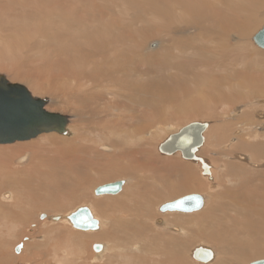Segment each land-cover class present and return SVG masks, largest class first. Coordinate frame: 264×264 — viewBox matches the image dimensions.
<instances>
[{
    "label": "bare ground",
    "instance_id": "bare-ground-1",
    "mask_svg": "<svg viewBox=\"0 0 264 264\" xmlns=\"http://www.w3.org/2000/svg\"><path fill=\"white\" fill-rule=\"evenodd\" d=\"M54 1L55 4L60 5L59 0ZM161 3L163 4V2ZM180 3L181 7H177L178 5L180 6ZM180 3L178 0H167L164 2V8L160 7L159 5L155 6L159 10L158 18L163 23L162 37L165 36V38L160 39L159 41H153L147 44L143 42L144 37H133L131 39L130 36L126 37L125 39H121L120 41L111 35L110 29L107 26L100 23L101 27L98 33L91 34V32L88 31V34H90L82 37H90V41L84 45L85 49L82 48L81 56L75 57L74 61H70L69 59L73 58H69L68 56L64 55L66 49L63 48L66 46V44L61 48L58 47V45H53L51 50H43V43L41 44V42L38 40L34 42V47H31L30 45L31 49L29 50L30 53L32 50V54H26L15 60L19 63V65H22L24 63L29 64V60L33 57H38V60L40 59L44 62L46 61L47 64L49 61H54L57 59L54 63L56 65V71L52 73V78H54L52 79L53 82L59 81V79H62V76H66L67 74L69 75L67 78L72 79L74 82L71 83V85L67 84L66 89L64 87V94L61 90L60 93L58 92L59 94H56L57 89L56 91L54 90L56 93L53 92L54 96L51 95L54 98L52 100L50 99L51 104L48 105L47 103L45 110L51 112L49 110L50 108L47 109V106H58V101L61 103L60 100H65L68 103L66 106L71 108L72 113L76 118L75 120H72L83 121L84 127L82 130L85 136L81 140L74 138V140L72 139V141L69 142L62 139V145L60 147H56V145H54L55 148L53 146L51 148L49 147V150L47 151L44 150L45 148L42 149L39 147L42 149V154L40 155H37L34 150L39 144H34V146L33 144H29L27 146L19 145L12 150H0V179L2 180L1 184L3 186L9 188H15L19 185L30 186V182L36 181V177L44 174V168H42V166L46 168L48 171L47 175L49 178L51 177V179L53 178L50 176L51 172L56 175L54 170L62 174V177H59L60 180L57 184L59 188H61L62 184L65 183L64 180L61 182L64 172L74 173L77 172L78 169L85 170L88 168V166H94V171H100L101 173L102 170L103 174L112 173V176H117L118 174L120 176L125 175L127 179L122 180L124 182L123 188L125 187V184L128 185L129 183H135L136 189H138V191L142 188L141 186H144L147 190V194H149L150 197L152 195L160 197L158 196L160 194L157 195L158 188H162L163 192L166 189L165 191L167 193L169 190V186L167 185L171 184L172 181L170 180L172 178L180 180L178 187L179 190H193L199 192H205L206 190L211 189L214 187V184H217L219 187L226 186L232 188L235 186L237 181H240L239 183H245L248 185L247 189L243 192L235 191L231 193L233 197L232 199L241 200L235 202L233 201L232 203H221L218 202L215 197H213L211 206L209 208L206 206L208 209L200 216H193L189 218H178L174 216L169 221L170 226L166 222L164 223V221L158 220L157 222L159 224L165 226V230H175L176 234L172 232L163 234L158 228L156 230L155 237L151 236L155 238L154 242L156 246H154V248L148 247L146 245L145 241H148L147 235H145L146 230L144 232L143 230L145 228L142 229V227H144L143 219L149 218L147 209L148 206L146 204V212H144L145 210L136 211L133 208L134 201L131 202L130 200L134 197V195L136 196L134 197L136 200V198L140 196V193H132L131 190L130 194L127 195L128 197L126 202L125 200L121 199L109 200L110 202L107 203L99 202V205L116 207L118 205L117 203L122 201L124 206L127 205L130 207V209L132 208L134 210L130 213L124 210V212L128 214L127 217H119L118 219L120 220H105V223H100V221L94 217L99 223L97 231L100 227H102L100 234L90 236L84 233H70L67 230L61 231L58 230V226H45V231L43 232L44 237H46V234L49 232L52 233L54 231H59L68 238H72V236H74L80 239L79 236H81L91 241L104 240L106 243L100 244L102 245V250H100L101 252L98 251L99 253L97 252V255L93 256V262L95 264H99V261L102 259V255L105 251L109 254V257L107 260H105L104 264H109L111 260L116 262L121 258H131L132 260L137 261L139 264H188L183 259L184 257L187 258L188 256L189 248L191 246L189 245V242L196 239V230L200 238H202L205 243L214 242L220 246V248L222 247L224 257H220V259H218L214 264H239L238 260L230 262L229 259L230 255L228 248L234 246H236L239 250L238 257H240V259L248 257L247 253H249L251 250L249 243L251 239L245 240V238L248 237V234L251 235L254 230H256L254 229L256 227H258L259 230L255 232L259 233V235L256 238L258 241L254 243L264 242L262 234V228L264 227V217H260L261 215L264 216V206L262 205V197L260 198L257 192V184L264 185V180L258 178L260 176L259 172L254 173L248 171L242 166H239L240 164L233 166V164L231 165L225 163L231 165V167H227L221 162L222 160L220 161V157L213 161L214 166L211 170L209 166L211 163L209 162V164H207V162L203 160L204 162H200L202 164L201 166L203 170L202 175L211 177V171L213 173L212 178H214V183L209 185L204 180L197 177L199 166H195L190 162H183L177 157H174L173 159L171 158V160H166L168 159L167 155H164L160 150V147L163 145V143L160 145L157 144L159 145L157 146L158 149L155 145L158 142L157 138L161 135V133H163L165 128L171 129L170 124L173 122L178 123L182 120L184 121V119L198 120V118H202L204 120L216 118L215 120H220L222 124L215 126V129L210 132V141L207 145H210L213 148L217 147V142H215V139H219V143L226 142L228 138V132H230L234 127L238 126V128L241 129L237 130V128L233 133L234 137L236 136L237 138L228 140L226 145L220 148L223 150V152L230 151L226 159H230L229 161L233 160V158L239 159L248 162V164L250 163L254 168L264 167V164H253L254 158L257 159L264 156V135L262 131V129H264V50L262 51L255 47L252 48V43L250 41L252 32L257 27H259V24L261 23L260 10L264 4V0H181ZM172 4L174 7L171 6ZM176 7L178 8L177 15L174 14V9ZM50 11L48 12L50 13ZM196 11H202L201 14L205 13V15H196ZM152 13L155 14L156 12L153 11ZM51 15L52 22L49 23L51 29L50 37L46 38V36H43V39L55 40L60 45V40L63 36H61L57 30L59 27L56 26V21H53L54 15ZM164 16H167L170 21H165L163 18ZM177 17L180 18L181 21ZM138 19L139 21H143L142 25L150 26V23L147 22L149 19ZM131 22L134 23L133 21ZM51 24L56 29H53ZM80 25L81 24L74 23V21L72 24L70 21V24L68 23L66 25L67 28L64 29H76L80 27ZM117 30H119V28ZM260 31H258L252 37V40L257 46L258 44L256 43L255 38ZM139 32L142 31L139 29ZM156 34L157 33L155 32L154 35ZM65 36L68 37L69 41L70 36ZM206 38L210 40V43H212V48L215 50L211 54L209 53L211 58H213V63L224 68L225 71L224 73L220 72L219 75L218 73L216 75L214 73L209 75L203 71L204 69H202L200 72H202V75L204 73V76L199 77L195 76V73H189L187 67L191 65L189 59L194 56L192 50L201 45L203 43L202 41H204ZM22 46L23 45H21V48ZM21 48L17 51H21ZM258 48L264 49L259 46ZM87 50L88 52L86 54ZM175 50H178L181 56L182 54H186V56H184L185 58L182 56V58H179V61L176 58H172V56L169 55V52L171 51V54H174ZM33 61H35V59ZM161 62L168 64L170 68L173 66L178 69V72H175L176 74H174L175 81L171 79L172 82L174 81L177 85V82L181 81L179 80L180 74L186 80L191 77L189 83L190 85L187 84V81L184 79L183 82H178L179 84L183 85L178 91H174L173 89L166 87V85L164 87L162 84H155V86H153L151 84L152 82L149 80L152 77H150L148 69L152 64H161ZM41 64L44 66L47 65L45 63ZM51 66L52 65H49V68ZM212 67L213 66H211V68ZM194 71L195 70L192 69V72ZM166 73H168V71ZM59 87L61 88L60 85ZM49 88H51V85ZM255 96L262 97L263 99L261 98L257 99L256 101H251V99H254ZM65 101L63 102L65 103ZM75 104H82V108L84 107L82 109V114H80L79 108L77 107L79 105L75 107ZM254 106H256L253 112L255 115L253 114L251 117L250 112H252V107ZM243 109H246V111L243 112ZM64 118L66 119L65 122L67 131V127L69 126V121L71 119H69L67 116H64ZM75 123L78 124L77 122ZM190 124H192V122L189 123V125ZM203 124H208V127L210 126L209 123ZM49 134L57 135L59 133L52 132L43 133L41 135ZM67 134L68 131L65 135ZM88 135L93 139L90 140ZM235 140H237L236 144H234ZM28 148H30L31 153L27 152L26 155H22L23 157H21L24 158V156H26L28 160H31V154L33 153L34 158L32 160V166L28 170H22L20 172H13L10 170L11 154L15 155L21 153L23 150ZM233 149H235L234 151H240L247 154L248 152H251L250 156L252 159L250 156L247 157L244 154L241 155L238 153L236 157L235 155L232 156ZM211 150L212 149H209V152ZM44 151L46 156L43 154ZM155 151H159L163 157L166 156V158H164L165 162H160L159 165V160L156 158L157 155L155 156ZM216 151V153L211 151V154L216 156L222 152L218 150ZM21 157L16 159L17 164H23L20 163ZM221 157H224L225 159L224 155H221ZM101 158L108 159L109 163L111 164L107 166L102 165L101 163L99 164L98 159ZM197 159L202 158L197 157ZM193 162L197 163L198 161ZM203 165L208 167L207 171L203 168ZM233 169L234 171H232ZM162 173H165L163 178L161 177ZM151 179L153 180V183L149 184ZM52 181L53 184L56 183L55 178L52 179ZM239 183H237V185ZM251 184H254L255 189L248 191ZM12 195L13 193H5L1 199L3 201L11 202L14 200ZM100 196L112 197L115 195ZM196 196L203 198V204L199 208H196L194 212H198L204 208L206 204V197L200 194H191L182 197L185 198ZM180 199L164 203L163 205L159 206V211L164 213V215L169 213H180L162 211V207L172 204L173 202H176ZM249 201L256 203L260 208L252 206V210H254V212H250L251 205H249ZM131 203L133 205H131ZM83 207L84 206L79 208L77 207L74 212L70 213L69 215L67 214V216L54 215L47 217L45 214H42L40 219H47V221L50 223L68 221L73 228L77 229L71 223L69 217ZM154 208L155 206L152 208V211H155L153 210ZM121 209H124V207ZM8 211L10 212L7 213L11 214L5 213L0 218H4L5 220L8 218V222H10L11 218H18V216H20L19 214H15L13 210ZM227 211H234L233 213L238 216L244 215L247 217L251 215V219H255V222L253 223L251 219L242 222L236 217L233 221L229 219V223L222 227L219 224L220 215L222 213H227ZM124 212H122V214ZM194 212L183 214H190ZM224 217L228 219L227 216L224 215ZM119 221L122 225H119ZM176 223H180V225L178 224V227H174L173 225ZM119 226H125L126 230L120 231V228L118 229ZM205 227H209L211 230L206 231L202 235ZM222 230H225V234L222 233ZM235 230H237L238 233ZM125 232L126 237L124 236ZM151 232L152 231H150V233ZM119 234L123 235L124 240L126 239L124 242L122 241L123 239H120L121 237H118ZM232 235H240L244 240L240 239L242 241L241 242L237 241L236 239H227V236ZM223 240H226V248L223 247ZM71 241L72 240H70V242ZM79 247L80 249H78V252L80 260V258L82 259V251L85 249V241H83V239L80 241ZM124 247L126 250L124 251V253L126 252L125 255H123L124 253H121L123 252L122 249H124ZM22 248L23 244L17 246L15 250L16 253H20ZM29 248L30 247H28V249ZM199 248H205L212 252L213 256L208 263H210L216 257V251L214 252L212 249L207 248V246H198L193 249L191 254V257L195 261L199 262L198 264H208L206 262H200L194 258L193 254ZM26 253L28 254V252ZM145 253H148L147 256H150L153 259L144 257L146 256ZM256 253L263 254L264 250L256 251ZM62 254L65 259V264H74L75 261L73 260L78 258L77 256L75 258V254L73 258V253H70L69 250L67 251L64 249ZM83 260L86 259L83 258ZM77 261L78 260H76V263ZM101 262H103V260Z\"/></svg>",
    "mask_w": 264,
    "mask_h": 264
},
{
    "label": "rangeland",
    "instance_id": "rangeland-1",
    "mask_svg": "<svg viewBox=\"0 0 264 264\" xmlns=\"http://www.w3.org/2000/svg\"><path fill=\"white\" fill-rule=\"evenodd\" d=\"M165 1H167V0H59L60 5H58V4H55L54 0H47V1L46 0H41V1L40 0H38V1L37 0H0V74L5 75L11 83L24 85L25 87H27L29 89V91L32 93V95L34 97L46 100L48 105H49V104H51L50 99L52 100L54 98L51 95H53V92L56 93L55 92L56 89H57L56 94H59L60 90L64 94L67 84L71 85V83H73L74 81L72 79L67 78L69 76L67 74L66 76H62L61 77L62 79H59V81L53 82L52 79H54V78H52V76H53L52 73H54L56 71V68H55L56 65L54 63L57 59L54 61H49V63L47 64L46 61L44 62L40 59L38 60V57H33L32 59L29 60V64L24 63L22 65L21 64L19 65V63L15 61L17 58H21L22 56H24L26 54L27 55L32 54V50H31V53L29 50V49H31L30 45H31V47L32 46L34 47V45H35L34 42L36 40H38L39 42H41V44L43 43L42 44L44 46L43 50H48V49L51 50L53 45H58V47L61 48L62 46H64L66 44V46L63 48V49H66L64 55L68 56L69 58H73V59H69V60L74 61L75 57L81 56L82 48L85 49L84 45L90 41V37H85V38H82V37L89 35L90 33L88 34V31L91 32V34L92 33L93 34L98 33L100 30V27H101L100 23L107 26L110 29L111 35L120 41H121V39H125L128 36H130L131 39L133 37H144L143 42H145L147 44L151 43L153 41H159L160 39L165 38V36L162 37V25H163V23L158 18L159 10L155 6L159 5L160 7L164 8V6H165L164 2ZM168 1H170V0H168ZM178 1L180 3L181 0H178ZM161 2H163V4ZM171 6L174 7L173 4ZM177 7H181V3H180V6L178 5ZM177 7L174 9L175 15H177V13H178ZM47 10L48 11L52 10V11H50V13H49ZM153 11H155L156 13L153 14L152 13ZM201 12L202 11H196L195 14L200 15ZM263 13H264V4L260 10V16H261V23L260 24L261 25L259 24V27H257L252 32V35L250 38V41L252 43V48L255 47V48L262 50V51L264 49L258 48V46L252 40V37L258 31H260L263 28V25H264V24H262V23H264L263 22L264 21V14ZM51 14L54 15V19L53 18L52 19H53V21H56V26L59 27V29H57V30L59 31L60 35L63 36L60 40V45L55 40L43 39V36H46V38L50 37L51 29H50L49 23L52 22V20H51L52 15ZM201 15H205V13H202ZM138 18L149 19V21H147V22L150 23V26L142 25L143 21L142 20L139 21ZM163 18L165 21H170V19H168L167 16H164ZM178 19L181 21L180 18H178ZM70 21L72 24L74 21V23L81 24V25H80V27H78L76 29H68V30L64 29V28H67L66 25L68 23L70 24ZM131 21H133L134 23H132ZM43 23H46V24H43ZM208 25H210V24H208ZM52 27H53V29H56L53 25H52ZM118 28H119V30H117ZM139 29L143 33L139 32ZM155 32L157 33L156 35H154ZM65 35L70 36L69 41H68V37ZM74 38H75V40H74ZM150 40H152V41H150ZM202 42L203 43L201 45H199L193 49L194 51L192 50L194 56L189 59L191 65H189L187 67L189 70V73H191V74L195 73L194 75L199 76V77L204 76V73L202 75V72H200V71H202V69H204L203 71L205 73H208L209 75H211L213 73L215 75L218 73V75H219L220 72L224 73V71H225L224 68L213 63V58H211L210 54L212 52H214L215 50H213L212 43H210V40H208L206 38ZM21 45H23L22 48H21ZM20 48H21V51H17V50H20ZM80 48H81V50H80ZM7 51L8 52L10 51L9 54ZM19 52L24 53V54H20ZM87 52H88V50L86 51V54H87ZM176 54H177V56H176ZM6 55L9 57H7ZM169 55L172 56V58L178 59V61H179V58H182V56H183V58H185L184 56H186V54H182V56H181V54H179L178 50H175L174 54H171V51H170ZM34 59H35V61H33ZM192 60L194 63L192 62ZM41 63H45L47 65L44 66ZM159 64L160 63L152 64L151 66L153 68L150 66L152 69V72H151L150 67L148 69V72L150 73V77H152L149 79L152 82L151 84L153 86H155V84H157V85L162 84V86L165 87V85H166V87H169V88L173 89L174 91L180 90L182 88L181 86H183V85L179 84V83L183 82V80L185 78L178 73L179 78H180L179 80H181V81H178L179 83L176 81L177 82V85H176V83L174 82L175 81L174 80L175 79L174 74H176L178 72V69H176L173 66H172V68H170V66L168 64H164L163 62H161L160 65ZM49 65H52V66L49 68ZM211 66H213V67L211 68ZM192 69H194L195 71L192 72ZM167 71H168L169 75H168V73H166ZM181 78H183V79H181ZM190 78H188L187 80L185 79L187 81L186 82L187 84L190 83ZM171 79L174 81L172 82ZM50 85H51L52 89L49 88ZM59 85L61 86V88L62 87L63 88L61 89L59 87ZM173 86H174V88H173ZM64 87H65V89H64ZM261 98L262 97H258V96L256 97L255 96V98L251 99V101H256L257 99H261ZM60 101H61V103L58 101V106L57 105L56 106L50 105V107L47 106L48 107L47 109L50 108L49 110L51 112L62 114L64 116H67L69 119H71L69 121V126L67 127V131H68L67 135H59V134H57V135H55V134L54 135H50V134L49 135H41V136H39L35 139H32V140H29V141L16 142V143L9 144V145H0V150H9V149L12 150L19 145L27 146L29 144H31V145L33 144V146H34V144H39L38 146L35 145L37 148L34 147L35 149L34 148L33 149L35 150V153L37 155L38 154L40 155V154H42L41 150L44 148H45L44 150L47 151V150H49V147L50 148L52 146L54 147V145H56V147L57 146L60 147L62 145L61 144L62 139L67 140V142L72 141V139L74 140V138L79 139V140L83 139V137L85 136V134H83V130H82V128L84 127L83 121H78V120L74 121L76 118L74 117L71 108H68L69 106H66V105H68V103L63 99ZM63 101H65V103ZM62 103H64V104H62ZM77 105H79V106H77ZM76 106L79 108L80 114H82V109L84 108V107L82 108V104H75V107ZM255 108H256V106L252 107V112H250L251 117L254 114L253 112H254ZM245 111H246V109H243V112H245ZM72 119H74V120H72ZM201 119L202 118H198V120L197 119H184V121L182 120L178 123L177 122L176 123L175 122H173V123L169 122V123H171L170 124L171 129L165 128L163 133H161V135L157 138L158 142L155 144L156 147L159 146L161 143L166 142L170 136L178 133L183 127L189 125V123H191V122L192 123L193 122L209 123L210 126L208 127L207 131L204 134V137H206L205 143L199 149V151L197 153V157L202 158V160L207 162V164H209V162H210L211 164H209V166H210L211 170H212V167L214 166L213 161L216 160L218 157H220L221 158L220 161L222 160L221 162L224 165H226L227 167L228 166L231 167L232 164H233V166L234 165L237 166L240 164L239 166H242L243 168H245L248 171H251L254 173L259 172L260 176L258 178L261 180H264V177H263L264 176V167L263 168H254L250 163L249 164L251 166L248 164V162H245V161H242L239 159H235V158H233V160L229 161L230 159L227 160L226 158L228 157V155H229L228 153L230 151H224L223 152V150L220 149V148H222V146L226 145L228 140L237 138L236 136L234 137L233 133L236 131L238 126L234 127L230 132H228V138H227L226 142L219 143V139H215L216 140L215 142H217V147H215L216 148L215 149L212 146L207 145L208 142L210 141L209 134L211 131H213L215 129V126H219V124H222V123L218 119L215 120L216 118L215 119H204V120L203 119L201 120ZM185 121H186V123H185ZM187 121H189V122H187ZM75 122H77L78 124H76ZM178 124H179V126H178ZM240 129L241 128H238L237 130H240ZM262 131H263V135H264V129H262ZM88 137L90 140L93 139L89 135H88ZM236 143H237V140L234 141V144H236ZM157 144H159V145H157ZM39 147H41L42 149H40ZM156 147H155V150H156ZM232 148H231V150H232ZM157 149H158V147H157ZM209 149H212L211 151H214L213 153H216L217 152L216 150L222 151V152H220L218 155L215 156L214 154L213 155L211 154V151L209 152ZM234 150L235 149H233V151H232V156L235 155V157L238 154H241V155L244 154L245 156L249 157L250 153H251V152H248V154H247V153H242L240 151L238 152V151H234ZM45 151L43 153L44 156H46ZM27 152H30V148L25 149L21 153H18L15 155L11 154V156H10L11 157V167H10L11 169L10 170H12L13 172H20L22 170H28L32 166V164H33L32 160L34 158L33 153L31 154V160L30 159L28 160V158L26 156H24V158H22L23 157L22 155H26ZM221 155H224L225 159H224V157L222 158ZM2 156H4V155H2ZM155 156L159 160V165H160V162H165L164 158H166V156L163 157V155L159 151L158 152L155 151ZM19 157H21L20 163H23V164H17L16 159H18ZM174 157L179 158L183 162L186 161V162H190V163L194 164L195 166H199L198 171H197V177L204 180L209 185L210 184L212 185V183H214V181H213L214 178H212L213 177L212 171H211V177L202 175L203 170H202V166H201L202 164L200 162L195 163L193 161L184 160L182 158L181 154H179V153L172 155V157L167 156L168 159H166V160H169V159L171 160V158L173 159ZM250 158H251V156H250ZM259 159H261V160H259ZM98 163L99 164L101 163L102 165H105V166L111 164V163H109L108 159H106V158L98 159ZM225 163H228L231 165H228ZM253 164H260V165L264 164V156L262 158H257V159L254 158ZM20 165H22V166H20ZM93 167L94 166H92V167L88 166V168H86V169L84 167L85 170L78 169L77 172H74V173H65L64 172L63 178L61 179V182L64 180L65 183L62 184L61 188H59L57 186V184H58V181L60 180L59 177H62V174L56 170H54V173L56 175H54L53 172H51L50 176L53 177L52 179L55 178V181H56V183L53 184L51 177L49 178V176L47 175L48 171L43 166H42V168H44V170H43L44 174L39 176V177H36L35 178L36 181H33L34 183L30 182V186L19 185L15 188H9V187L3 186L1 184L2 180L0 179V205H1L0 206L1 207L0 208V217L3 216L5 213L10 212L8 210H13L15 212V214L20 215V216H18V218H11L10 222H8V220H9L8 218H7V220H5L4 218H0V264H63V262L65 264V261H64L65 259H64L63 254H62V251L64 249L67 251L69 250L70 253L72 252L73 258H74V254H75V258H76V256L78 257L76 259V260H78L77 263H76V260H73V261H75L74 264H91V263L95 264L93 262L94 261L93 256L97 255L96 254L97 252L94 250V245L95 244H102V243L105 244L106 242L104 240H92L91 241V240H87L85 237H81V236H79L80 239L77 237H74V236H72V238H68L66 235H64L63 233H61L59 231H54L52 233L49 232L46 234L47 236L44 237L43 232L45 231V226L47 227L49 225V227L50 226H56V227L58 226L59 227L58 230H61V231L67 230L70 233H80V234L84 233V234H88L90 236H94V235L101 233L102 227H100L98 231H80V230L73 228L72 225L68 221H66V222L60 221L58 223H56V222L50 223L49 221H47V219L41 220L40 216L42 214H45L47 217L54 216V215L67 216V214L69 215L70 213L74 212L77 209V207L79 208V207L84 206V207L91 208V211L93 212L94 217L96 219H98L100 221V223L101 222L105 223V220H110V219L120 220V219H118L119 217L122 218V217L128 216V214L126 213L127 211L130 213L131 211H134V210L132 208L130 209V207H128L127 205H125V206H127V207H125L122 204V201L117 203L118 205L116 207L115 206H110V207L108 206L107 207L104 205H99V202L100 203H103V202L107 203V202H110L109 200H117V199L118 200H120V199L125 200V202H126L127 197H128L127 195L130 194V190H131L132 193H134V192L136 194L140 193V196H138L136 198V200L134 198V197H136L135 195L133 197L134 199L132 198L130 200L131 202H133V201L135 202V203L133 202L134 205L132 203H131V205L134 206L133 208L136 211L137 210L138 211H144L146 209V204L148 206L147 209H148V213H149V216H148L149 218L143 219L144 227H142V229L145 228L143 231L145 232V230H146L145 235H147V239L149 241V242L145 241L146 245L148 247L154 248V246H156V244L154 242L155 238H153V237H155L156 230L158 228L163 234L168 233V232H172V233L176 234L175 230H173V231L171 229L165 230L166 229L165 226L159 224L157 222L158 220H162V221H164V223L166 222L170 226L169 221L174 216L178 217V218H189V217H193V216H200L203 212H205L211 206V204L213 202V197H215L216 200L218 202H221V203H224V202L232 203L233 201L235 202V201H238L241 199H232L233 197H232L231 193H233L235 191L243 192L247 189V186H248L245 183L242 184V183H239L240 181H237L235 186L232 188L226 187L225 185H224L225 187H223V186L219 187V186H217V184L216 185L214 184V187H212L209 190H206L205 192H203V191L199 192V191H193V190H179L178 187L180 184V180L176 179V178H172L170 180V181H172L171 184L167 185V186H169V188H168L169 190L167 191V193L165 191L166 189L165 190L163 189L164 192L162 191V188L157 189L158 190L157 195L160 194V195H158L160 197H157L155 195H152L150 197L149 194H147V190L144 186H141L142 188L140 187L141 189H139V191H140L139 192L138 189H136L135 183H129L128 185L125 184V187L123 188L122 192L119 193L118 195H115L112 197L111 196H97L94 193V191L99 186H102V185H105L108 183L118 182L120 180L121 181L126 180L127 177L125 175L120 176L119 174L117 176H112L111 175L112 173L111 174H109V173L103 174L102 170L100 173V171L99 172L94 171ZM214 169H215V167H214ZM232 171H234V169ZM57 175H58V177H57ZM128 175H130V174H128ZM164 175H165V173H162L161 177L163 178ZM250 180H251V178H250ZM150 183H153L152 179L149 181V184ZM237 183H239V184L237 185ZM148 189H150V188H148ZM254 189H255L254 184L253 185L251 184L248 191L254 190ZM257 192H258L260 198L262 197L261 198L262 205L264 206V185L257 184ZM5 193L6 194L13 193L12 197L14 198V200H12L11 202L3 201L1 198L3 195H5ZM191 194H200V195H203L204 197H206V204L202 210H200L198 212L190 213V214L169 213V214H165V215H164V213H161L159 211V206L163 205L164 203L172 202V201H175L177 199H180L184 196L191 195ZM230 195H231V197H230ZM6 200H8V199H6ZM249 205H251V207H250L251 211L250 212H254V210H252V206L260 208L254 202H250ZM91 206L93 207V209ZM135 206L137 209L135 208ZM154 206H155V208L153 210H155V211H152V208ZM206 206H208V208H206ZM123 207H124V209H121ZM95 208H97V209H95ZM21 209H22V212H21ZM124 210H126V212H124ZM146 211L147 210H145L144 212H146ZM122 212H124V213L122 214ZM233 212L234 211H227V213H222L220 215L219 224L222 227L226 226L229 223V219L233 221L237 217L238 220L243 222L245 220H249L252 218L251 215H249L247 217H245L243 215L244 216L243 217V216H238ZM7 214H11V213H7ZM224 215L227 216L228 219L226 217H224ZM14 217H17V216H14ZM260 217H264V216L261 215ZM159 218H161V219H159ZM130 219H131V217H130ZM251 221L254 223L255 219H251ZM178 224L180 225V223H176L173 226L178 227L179 226ZM239 224H241V223H239ZM119 225H122L120 221H119ZM152 228H153V230H152ZM118 229L120 231L126 230L125 226H119ZM254 229H256V230H254V232L251 235L248 234V237L245 238V240L251 239L249 241V243H250V247H251L252 251L250 250L249 253H247L248 257L240 259V257H238L239 250L237 249V247L236 246L230 247V248H228V252L230 255V257H229L230 262L238 260L239 264H241L242 262H243L242 264H251V263H254V262L259 261V260H264V253L263 254L262 253L261 254L256 253V251L264 250V242L254 243V242L258 241V239H256V238L258 237L259 233H256L255 231H258L259 228L256 227ZM210 230L211 229L209 227H205L203 232H202V235L206 231H210ZM150 231H152V232L150 233ZM235 231L238 233L237 230H235ZM262 231H263V233L261 231L260 232L263 234V238H264V227L262 228ZM222 233L225 234V230H222ZM57 235H59V236H57ZM124 236L126 237V232L124 233ZM151 236H153V237H151ZM118 237H121L120 239L121 240L123 239L122 240L123 242L126 240V239L124 240L122 234H119ZM82 239H83V241H85V249H83V251H82L83 253L81 254L82 259L80 258V260H79L78 249H80L79 243ZM227 239H236L237 241H241L240 239L244 240L242 238V236H240V235L227 236ZM70 240H72V241L70 242ZM226 240H223V247L224 248H226ZM189 243L188 244L191 246L189 248L188 256H187V258L184 257V259H183L188 264H198L199 263L191 257L193 249H195L198 246H203V247L207 246V248L212 249L214 252L216 251L215 252L216 257L208 264H214L218 259H220V257H222V256L224 257V253L222 252V250H223L222 247L220 248V246H218L214 242L205 243V241L202 238H200L197 230H196V239L191 240ZM20 244H23V248L21 249L20 253H16V251H15L16 247L19 246ZM124 246H125V244H124ZM28 247H30V248L28 249ZM29 250H31V251H29ZM122 251H123V252H121L122 254L124 253V251H126L125 247H124V249H122ZM26 252H28V254ZM99 252H101V251H99ZM76 253H77V255H76ZM125 254H126V252L123 255H125ZM145 255L146 256H144V257L152 258L150 256H147L148 253H145ZM225 256H226V254H225ZM108 257H109V254L105 251L102 255V259L99 261V264H104L105 260H107ZM237 257H238V259H237ZM83 258L86 260H83ZM121 259L117 260L116 262H113V260H111L109 264H111L112 262H113L112 264H115V263L116 264H139V263H137V261H134L131 258H121ZM102 260H103V262H101ZM96 264H98V263H96ZM200 264H204V263H200Z\"/></svg>",
    "mask_w": 264,
    "mask_h": 264
},
{
    "label": "water",
    "instance_id": "water-1",
    "mask_svg": "<svg viewBox=\"0 0 264 264\" xmlns=\"http://www.w3.org/2000/svg\"><path fill=\"white\" fill-rule=\"evenodd\" d=\"M256 43L264 48V27L256 35ZM47 101L35 98L27 87L11 83L5 75L0 74V144H13L28 141L43 133L56 132L66 134V119L58 113L45 110ZM208 124L192 123L178 133L169 137L161 145L164 155L171 156L181 153L182 158L188 161L204 162L197 159L196 153L205 143L204 132ZM207 171L208 167L203 165ZM123 181L105 184L95 190L97 196L116 195L123 188ZM203 204V198L185 197L172 204L162 207L164 212H194ZM71 223L79 230L97 231L99 223L94 218L89 207H83L69 217ZM96 252L102 250V245H94ZM200 262L208 263L213 254L210 250L199 248L193 254ZM252 264H264V260Z\"/></svg>",
    "mask_w": 264,
    "mask_h": 264
}]
</instances>
